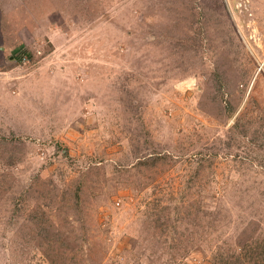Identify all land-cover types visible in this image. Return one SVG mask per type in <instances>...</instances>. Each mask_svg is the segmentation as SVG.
I'll use <instances>...</instances> for the list:
<instances>
[{
    "label": "rangeland",
    "instance_id": "1",
    "mask_svg": "<svg viewBox=\"0 0 264 264\" xmlns=\"http://www.w3.org/2000/svg\"><path fill=\"white\" fill-rule=\"evenodd\" d=\"M0 264H264V0H0Z\"/></svg>",
    "mask_w": 264,
    "mask_h": 264
},
{
    "label": "trees",
    "instance_id": "2",
    "mask_svg": "<svg viewBox=\"0 0 264 264\" xmlns=\"http://www.w3.org/2000/svg\"><path fill=\"white\" fill-rule=\"evenodd\" d=\"M22 50H20V52H21ZM26 53V51H23V54H25ZM23 56L24 55H20L19 56V59L20 60H22V58H23ZM229 115L232 117L234 114H233V112L232 111H230L229 112ZM239 126V125H238ZM159 160V158H156V159H153L152 160V163H150L151 165H156L157 164V161ZM149 162H142V164H144V165H150V164H148ZM36 217V218H35ZM33 219L35 220V222L37 223V224H39V225H43V224H45L47 221L46 220H44L43 219V217H41L40 215L39 216H37V214L35 215V216H33Z\"/></svg>",
    "mask_w": 264,
    "mask_h": 264
}]
</instances>
